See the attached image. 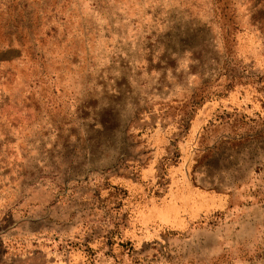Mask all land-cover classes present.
Here are the masks:
<instances>
[{
	"label": "rangeland",
	"instance_id": "obj_1",
	"mask_svg": "<svg viewBox=\"0 0 264 264\" xmlns=\"http://www.w3.org/2000/svg\"><path fill=\"white\" fill-rule=\"evenodd\" d=\"M0 264H264V0H0Z\"/></svg>",
	"mask_w": 264,
	"mask_h": 264
}]
</instances>
